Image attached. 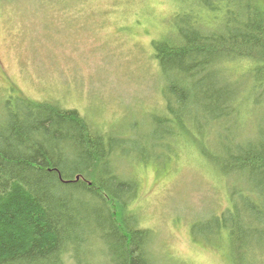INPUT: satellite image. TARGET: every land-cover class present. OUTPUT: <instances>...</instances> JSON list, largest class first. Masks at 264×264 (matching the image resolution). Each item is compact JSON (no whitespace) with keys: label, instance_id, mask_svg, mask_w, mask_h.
Instances as JSON below:
<instances>
[{"label":"trees","instance_id":"trees-1","mask_svg":"<svg viewBox=\"0 0 264 264\" xmlns=\"http://www.w3.org/2000/svg\"><path fill=\"white\" fill-rule=\"evenodd\" d=\"M170 1L171 28L152 41L158 106L141 137L127 135L136 123L105 130L56 99L4 101L0 264H164L121 168L157 147L160 165L183 153L225 181V205L192 238L225 246L227 264H264V0Z\"/></svg>","mask_w":264,"mask_h":264},{"label":"rangeland","instance_id":"rangeland-1","mask_svg":"<svg viewBox=\"0 0 264 264\" xmlns=\"http://www.w3.org/2000/svg\"><path fill=\"white\" fill-rule=\"evenodd\" d=\"M173 10L170 0H0V111L20 94L56 99L105 130L136 123L127 135L141 137L162 85L152 41L169 31ZM133 154L121 168L137 180L133 207L154 233V256L164 264H227L225 246L188 231L225 205V181L183 153L166 165L159 147Z\"/></svg>","mask_w":264,"mask_h":264}]
</instances>
